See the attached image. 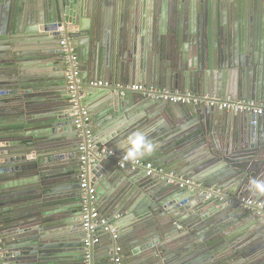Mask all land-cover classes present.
Listing matches in <instances>:
<instances>
[{"label": "water", "instance_id": "water-1", "mask_svg": "<svg viewBox=\"0 0 264 264\" xmlns=\"http://www.w3.org/2000/svg\"><path fill=\"white\" fill-rule=\"evenodd\" d=\"M198 1L201 12L196 16ZM188 2L193 3L191 7ZM116 6L108 0L85 6L80 0H0V208L5 201L2 183L8 181L13 184L10 188L37 185L42 201L50 207L65 202L64 192H69L67 201L79 214L66 236L72 250L48 245L42 230L46 215L42 212V217L37 208L32 207L34 213L23 219L14 216L0 230V264H86L84 241L95 234L82 228L79 174L84 168L90 178L93 209L106 213L114 202L104 194L106 182L118 176L112 170L116 156L127 152L126 139L140 132L144 140L139 146L142 154L137 156L190 184L180 186L175 179L174 189L168 180L156 184L140 174L161 198L157 211L162 212L163 222L144 214L157 206L128 210L138 218L128 233L131 241L124 257L146 248L155 264H264V213L243 209L238 203L247 198L264 207V115L228 114L201 104H169L114 91L116 86L137 82L172 93L263 105L264 0H154L138 18ZM84 17L91 21L86 28L79 22ZM61 39L67 40L76 57L82 86L78 105L88 118L96 116L94 111L101 104L115 118L128 117L133 111L145 114L144 120L130 121L116 134L98 140L88 128L91 148L84 164L79 161V147L87 139L73 130ZM34 41H45L50 47L30 50L28 44ZM189 54L195 55L198 66L194 60L187 62ZM51 58L54 77L32 79V73L24 71L35 65H25L26 61ZM156 59L164 61L163 69H156ZM47 82H54L59 91L43 90ZM96 82L114 89L89 86ZM33 127L47 129L46 136L23 134V129ZM23 196L12 195L9 200ZM109 214L115 220L119 212L113 208ZM224 225L240 236L226 239ZM116 241L104 249L100 264H110ZM169 242L172 251H168ZM95 248L90 250L88 264H96ZM226 249L230 253L225 254Z\"/></svg>", "mask_w": 264, "mask_h": 264}, {"label": "crops", "instance_id": "crops-1", "mask_svg": "<svg viewBox=\"0 0 264 264\" xmlns=\"http://www.w3.org/2000/svg\"><path fill=\"white\" fill-rule=\"evenodd\" d=\"M98 1H101V0H98ZM153 1L154 0H108V2L115 4V6L117 5L119 8L122 6L124 9V14L126 13L129 16L134 15L133 16L134 18L135 17L138 18L140 16V14L142 13L143 9H145L147 6H149V4H152ZM80 2L82 5L85 6L88 3L90 4L91 2H95V0H80ZM117 6H116V8H117ZM234 10L235 11L238 10V8L235 5H234ZM224 12H227V11L224 10ZM244 13H247V15L245 16L246 17L245 20L249 21L250 18H248V17H250V15H248V13H249L248 8L244 9ZM81 21H82V26L84 28L89 26V24L91 25V21L87 17L79 19V22H81ZM114 33H116V32H114ZM46 43L47 42H45V41H41V42L34 41V42H31L30 44H28V46H30L29 47L30 50L48 49L50 46H48V44L46 45ZM40 52L45 53L46 51H40ZM87 60L89 61V59H87ZM158 60H159V58H158ZM158 60L155 61V67H156V69L161 70L164 68V61H162V60L158 61ZM192 60H194V62H195L194 65L198 64V61L195 59V55L189 54L187 62L190 64H193ZM53 61H55L54 58H51L50 60L37 59V61H34V62L26 61V62H24L25 65L26 64L29 65L30 63H35V65H33V67H24V71H26V73H32L31 77H30L32 79H42L44 77H54L57 75V73L54 70L55 67H52ZM146 61L149 62L148 57L146 58ZM22 64L23 63H21V65ZM63 67H64V65H63ZM138 70H139V65H138ZM215 72L216 71L214 70L213 73L216 74ZM103 81H105V80H103ZM35 84L36 83H34L33 85H35ZM45 84L49 85L43 89L45 91H56V92H58L60 89L58 86L55 85L54 82H47ZM133 85L135 86V85H143V84H139L136 82L135 84H132V85L124 84L122 86H133ZM119 86H121V85H119ZM150 88H153V87H150ZM153 89H157V88H153ZM158 90H160V89H158ZM32 92H34V90H32ZM83 92H85V90H83ZM98 105H100V104H98ZM101 105L102 106L100 108H98L94 111V114L96 116L92 117V118L89 117V125H88L90 132H92L93 138L97 139V140L102 139L103 136L105 137V134H116L117 131H120L122 129V127H126L130 121H132V123H133L136 119H142L143 116L145 115L143 112L137 113V112L133 111L132 113H130V115L128 117L124 116L125 114H123L121 117L115 118V117H113V114L105 113L104 112V106H103V104H101ZM170 106H173V105H170ZM228 114H231V113L228 112ZM127 118H129V119H127ZM142 120H144V119H142ZM163 121H165V120H163ZM156 122H157V120H156ZM162 126H165V124H163ZM46 130L47 129L33 127V128H29V129H23V134L31 135V136L32 135L35 136V134H38L37 137H39V136L42 137V136H46ZM73 130H75L74 127H73ZM139 134L140 135H138V134L133 135L132 137L126 139L127 145H129L130 147L128 150H125L127 152L120 154L119 155L120 157L128 155L130 158L137 159V160L143 161V162H148V161L143 160L142 156H140V157L137 156L138 154H140V155L142 154L139 151V146H140V143H141L143 137H142L141 132ZM145 136H146V134L144 135V138H146V139L149 138L148 135H147V137H145ZM219 140H220V138H219ZM126 142H125V144H126ZM117 150L118 149H115L112 151H114V153H118ZM112 155H114V154L111 153V155H108V156L113 157ZM31 156L34 157V154L32 153ZM115 156L116 155H114V157ZM119 156H116V157H119ZM113 163L114 162L111 161L112 166H113ZM155 167H157V166H155ZM157 169L160 170L161 173H164V175L152 177L151 180H153V182L154 181L157 182L156 184L166 183V181L168 180L167 179L168 175L172 174V173L169 172L168 169H165L163 167H157ZM112 170H113V173L118 174V176H116L115 178L109 179V181L106 182L107 184H106L104 198L106 197L107 201L112 199V200H114V202L111 203V205L109 206L110 208L107 209L106 213H104V211H103V209L105 208V205L100 207V209H101L100 211H103L102 215H100L99 210L96 209L98 211L99 220L105 221L112 228L115 229L116 234L118 235L117 239H116L117 240L116 243L122 249L121 255L119 256L121 264H155V261H157V260L155 258H153V259L151 258L153 253L151 252V250H146V248H144V251L139 252L138 254H131L130 253L128 258H125L124 255H126V253L128 252L125 249V247L128 246V244H129L128 240L130 239V241H131V238H129L128 233H130L131 231L134 230L132 227L138 218V216L133 217L132 214H128L129 211L134 209L137 212H139V210H142V208L146 210V207H148L150 205H154L157 207L155 209H153L152 213H150L147 210V213L145 211L144 214H148L147 219L152 218L153 220L159 219L160 221H162L163 219H161V218H163L162 217L163 214H162V212L160 214V212L157 211V209L159 208V206L157 204L159 201H161V198L159 196H157V193L154 190V188L149 187L147 185L148 181L146 179L139 177L140 174H142L141 172H139V171L132 172L129 168L119 169L117 167L116 163H114ZM173 175H175V174H173ZM26 181H30V180H26ZM168 182H170V183H167V184H173L174 189L177 188L176 184H174L172 182V180H169ZM12 185H13L12 182H8V181L2 183V188H5L3 191L5 193V195H3V197L5 198V201L2 203V207L0 208V224H1L0 230H1V232H2V229L4 228V225L9 224L12 221V218L14 216H17V218L19 217L20 219H23V218L31 215L32 213H34V211H35L34 208H37V210L40 211L39 213L42 215V217L44 216V214H42V212L45 213V215H46V219H45L46 224H42V227H44L42 230L46 234L45 240L48 243V245H52V246L55 245L58 247V245L60 244V245H62L64 250H72L70 247H68V246H71L72 244L70 243L69 240L66 239V236H67V234H71L70 226L76 224V221H78L79 214L73 212V210L70 207L71 204L67 201L68 200L67 196L70 193L64 192V194H65V197H64L65 200L64 201L65 202H62L61 205H55V206L50 207V204H45V202L42 201L43 200L42 190L40 188H39V190L36 189L37 185H35L33 183L32 184L28 183L26 185L21 184L18 187L10 188ZM17 194H23L26 196L15 197L14 199L9 200L10 196L17 195ZM24 197H25V200H27L29 203H26L23 200ZM38 202H39V204H38ZM100 202H102V201H100ZM35 204H36V207H35ZM96 205L98 206L99 203ZM107 205L108 204H106V206ZM32 207H34V208H32ZM113 208H115L119 212V215L115 217V220H112V218L109 216L110 215L109 214L110 209H113ZM162 209L165 210L168 208L163 207ZM63 220L65 221V225L61 224ZM225 225L221 230H223L222 234L224 237H226V239H229L232 241L233 239L240 236V234H237L238 232H236V230L233 229V227H228V225L225 227ZM239 225H240V222H239ZM121 234L124 236L119 237V235H121ZM95 235L98 236L99 243L96 245V248L94 251V262L96 264H100V259L104 255V249L106 247H109L110 244L113 245L114 241L112 240V238L109 234H106L102 231L101 226L95 230ZM156 240L159 242L160 238H157ZM150 245H152V244H150ZM171 246H172V243L169 242L168 243V251L174 250ZM226 250H228V249H226ZM224 253L228 254V253H230V251L228 250ZM219 258H221V257H219ZM221 263L222 262H218L217 264H221ZM51 264H60V263L56 262V261H52Z\"/></svg>", "mask_w": 264, "mask_h": 264}, {"label": "built area", "instance_id": "built-area-1", "mask_svg": "<svg viewBox=\"0 0 264 264\" xmlns=\"http://www.w3.org/2000/svg\"><path fill=\"white\" fill-rule=\"evenodd\" d=\"M59 46L64 53V76L67 82V90L70 96L69 103L73 106V111L71 116L74 118V128L82 133L87 139L86 142L82 143L79 147V161L84 164L86 157L85 153L87 149L91 148V143L89 141L90 134L88 131L89 118L85 115L84 111L80 109L78 105L79 93L81 89V81L77 78L76 73V57L74 56L72 49L69 48L67 40L61 39ZM90 87L101 88V89H114L106 83L96 82L90 83ZM114 91H120L121 94L131 92L137 93L142 96H148L159 101L167 102L169 104H194V105H204L210 108H214L219 111H225L229 113H251L254 115H264V104L259 105L252 101L246 100H231V99H218L209 98L206 96H198L193 93H172L165 90H158L143 85H133V86H116ZM111 155V153L107 154ZM114 156V155H112ZM116 165L119 169L129 168L132 172L139 171L143 173L146 177L152 178L159 175H164L160 170L155 167L152 163L139 161L137 159L130 158L127 156H121L117 158ZM80 187L82 190V211H81V223L82 228L85 232H92L95 234V230L101 226L102 231L109 234L113 241L117 239L116 231L105 221H100L97 210L93 209L92 205L94 203V189L90 184V178L86 175L84 168H82L80 174ZM168 181L172 180L174 182L177 179L180 186L189 185V181H182L181 178L175 177L173 174H169L167 177ZM239 206L243 209H254L264 213V207L253 201L252 199L240 198L238 199ZM1 225V224H0ZM99 243L98 236H92V238H86L84 241V260L86 264L91 260L90 250L93 245ZM122 249L118 245H114L112 249V257L110 259V264H121L119 256L121 255Z\"/></svg>", "mask_w": 264, "mask_h": 264}, {"label": "flooded vegetation", "instance_id": "flooded-vegetation-1", "mask_svg": "<svg viewBox=\"0 0 264 264\" xmlns=\"http://www.w3.org/2000/svg\"><path fill=\"white\" fill-rule=\"evenodd\" d=\"M194 1V0H193ZM189 4H188V6L189 7H191V4L190 3H192V2H188ZM195 3V2H194ZM193 4V3H192ZM233 6V5H232ZM196 16H198L199 14H200V12H201V5H200V3H199V1L198 2H196ZM238 8V7H237ZM227 10V9H226ZM195 16V17H196ZM197 18V17H196ZM64 69V68H63ZM146 87V86H145ZM185 93H187V92H185ZM207 97V96H206Z\"/></svg>", "mask_w": 264, "mask_h": 264}]
</instances>
